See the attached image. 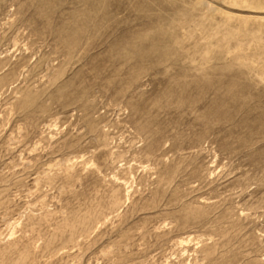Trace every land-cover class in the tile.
I'll use <instances>...</instances> for the list:
<instances>
[{
	"label": "rangeland",
	"instance_id": "obj_1",
	"mask_svg": "<svg viewBox=\"0 0 264 264\" xmlns=\"http://www.w3.org/2000/svg\"><path fill=\"white\" fill-rule=\"evenodd\" d=\"M0 264H264V0H0Z\"/></svg>",
	"mask_w": 264,
	"mask_h": 264
},
{
	"label": "bare ground",
	"instance_id": "obj_2",
	"mask_svg": "<svg viewBox=\"0 0 264 264\" xmlns=\"http://www.w3.org/2000/svg\"><path fill=\"white\" fill-rule=\"evenodd\" d=\"M238 2V0H232V5H234L235 6V4ZM252 4V3H251ZM258 4V3H257ZM263 6V5H262ZM247 7H250V8H254V7H252V6H250L249 4H248V6ZM242 20V19H241ZM263 23V22H262ZM183 243V242H182ZM181 243V244H182Z\"/></svg>",
	"mask_w": 264,
	"mask_h": 264
}]
</instances>
